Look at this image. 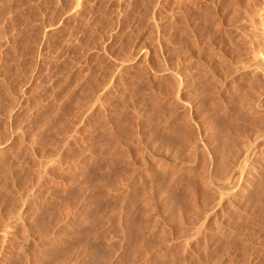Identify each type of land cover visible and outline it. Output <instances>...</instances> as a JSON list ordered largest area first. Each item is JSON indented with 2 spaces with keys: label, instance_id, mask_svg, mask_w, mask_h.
Returning <instances> with one entry per match:
<instances>
[{
  "label": "rangeland",
  "instance_id": "rangeland-1",
  "mask_svg": "<svg viewBox=\"0 0 264 264\" xmlns=\"http://www.w3.org/2000/svg\"><path fill=\"white\" fill-rule=\"evenodd\" d=\"M263 1L0 0V264H264Z\"/></svg>",
  "mask_w": 264,
  "mask_h": 264
},
{
  "label": "bare ground",
  "instance_id": "bare-ground-1",
  "mask_svg": "<svg viewBox=\"0 0 264 264\" xmlns=\"http://www.w3.org/2000/svg\"><path fill=\"white\" fill-rule=\"evenodd\" d=\"M263 2H264V1H263ZM254 4H255V3H254ZM252 7H253V6H252ZM255 7H257V6H255ZM243 8H244V7H243ZM257 9H258V10H257ZM257 9H256V11H255V12H257V14H258L257 16H259V17H257V18H259L258 20H260V22L262 21V23H261L262 25L259 23L260 26H261L262 28L260 27V28H258V29L263 30V31H261V30L259 31V32H261V33L263 34V32H264V5H263L262 7H260V8L258 7ZM253 10H254V9H253ZM251 11H252V10H251ZM255 14H256V13H255ZM253 15H254V14H253ZM253 15H252V16H253ZM248 18H249V17H248ZM250 18H251V17H250ZM257 18H256V19H257ZM253 24H255V23H253ZM255 29H256V28H255ZM258 29H257V30H258ZM257 32H258V31H257ZM257 34H258V33H257ZM262 34H261V36H262ZM251 35H252V34H251ZM258 35H259V34H258ZM258 35H257V36H258ZM259 36H260V35H259ZM227 38H228V37H227ZM260 39L262 40L263 38H260ZM257 41H258V40H257ZM263 42H264V41H263ZM261 44H262V43H261ZM263 44H264V43H263ZM227 45H228V44H227ZM261 46H262V45H261ZM263 46H264V45H263ZM253 49H254V48H253ZM263 49H264V48H262L261 51H263ZM252 51H253V50H252ZM255 51H256V50H255ZM246 52H247V51H246ZM198 53H199V52H198ZM230 53H231V52H230ZM247 54H248V53H247ZM252 54H253V55H252ZM252 54H251V55L254 56V57H252V59H251L250 61H251V63H252V60H253V58H254V60H253V61H254V62H253V65H254V66H253L250 62H249V63H250L249 66L252 65L253 68L256 69V71H257L258 69H260L259 71L262 72V70H264V67H263V66H264V52H260L259 50H257V52H252ZM244 55H245V54H244ZM251 55H250V56H251ZM239 57H240V56H239ZM212 60H213V59H212ZM237 60H238V59H237ZM215 62H216V61H215ZM247 62H248V61H247ZM217 63H218V62H217ZM240 63H241V62H240ZM235 64H236V63H235ZM243 64L245 65V63H243ZM207 65H208V64H207ZM249 66H248V67H249ZM240 67H241V66H240ZM245 67H247V64H246ZM215 68H216V67H215ZM218 68H219V67H218ZM242 68H243V67H242ZM253 68H251V72H252V73L254 72V71H252ZM244 69H245V68H244ZM244 69H243V70H244ZM261 69H262V70H261ZM234 72H235V71H234ZM249 73H250V72H249ZM204 74H205V73H204ZM204 74H203V75H204ZM207 75H208V74H207ZM194 76H195V75H194ZM209 76H210V75H209ZM233 77H234V76H233ZM236 82H237V81H236ZM251 83H252V82H251ZM230 86H231V85H230ZM217 87H218V86H217ZM220 87H221V86H220ZM257 88H258V87H257ZM260 89H262V88H260ZM262 90H263V89H262ZM176 91H177V90H176ZM182 92H183V91H182ZM186 94H187V93H186ZM173 95H174V94H173ZM188 95H189V94H188ZM178 96H179V95H178ZM182 99H183V98H182ZM182 99H181V100H182ZM189 100H190V99H189ZM251 100H252V99H251ZM254 100H255V99H254ZM256 101H257V100H256ZM209 102H210V101H209ZM259 102H261V101H259ZM190 103H191V102H190ZM250 104H251V103H250ZM254 104H255V103H254ZM197 105H198V104H197ZM259 105H261V104H257L256 106L259 107ZM249 106H251V105H249ZM252 106H253V104H252ZM256 106L251 107V109H249V107H248V110H251V112H252L254 115H255V113L258 112L257 109H256ZM263 106H264V105H263ZM258 107H257V108H258ZM184 108H185V107H184ZM260 108H261V107H260ZM260 108H259V109H260ZM203 109H204V108H203ZM186 110H187V109H186ZM184 111H185V110H184ZM8 112H9V111H8ZM248 112H249V111H248ZM254 112H255V113H254ZM194 113H195V112H194ZM249 113H250V112H249ZM197 114H198V112H197ZM253 114H252V116H253ZM257 114H258V113H257ZM200 115H201V114H200ZM250 115H251V113H250ZM187 116H188V115H187ZM197 117H198V115H197ZM249 117H250V116H249ZM254 117H257V116H254ZM247 118H248V117H247ZM251 118H253V117H251ZM255 119H256V118H255ZM256 120H257V119H256ZM263 120H264V119H263ZM201 121H202V120H201ZM248 121H249V120H248ZM257 123H258V122H257ZM260 124H261V123H260ZM260 124H259V126H260ZM263 124H264V123H263ZM252 126H253V125H252ZM262 127H263V126H262ZM262 127H260L261 130L259 129V131H258L257 134L255 135V137H253L254 139H258V140H259V138H264V129H262ZM251 130H252V129H251ZM253 130H254V128H253ZM257 130H258V129H257ZM243 134H244V133H243ZM245 136H246V134H245ZM245 136H244V137H245ZM235 137H236V136H235ZM189 138H190V137H189ZM201 140H202V139H201ZM245 140H246V139H245ZM262 140H263V139H262ZM213 142H215V141H213ZM192 143H193V142H192ZM246 143H247V142H246ZM246 143H245V146H247ZM255 143H257V142H255ZM262 143H263V142H262ZM241 144H242V143H241ZM192 145H193V144H192ZM200 145H201V144H200ZM219 145H220V144H219ZM259 145H261V144H259ZM221 146H223V145H221ZM245 146H244V147H245ZM253 146H254V145H253ZM190 147H191V146H190ZM256 147H257V146H256ZM218 148H220V146H219ZM214 150H215V149H214ZM251 150H252V149H251ZM218 151H219V150H218ZM218 151H217V152H218ZM243 151H244V150H243ZM212 152H213V151H212ZM250 154H251V153H250ZM251 155H252V154H251ZM215 156H216V155H215ZM245 156H246V155H245ZM249 156H250V155H249ZM199 157H200V156H199ZM238 159H239V158H238ZM241 159H242V158H241ZM203 161H204V160H203ZM216 161H217V160H216ZM242 161H243V160H242ZM242 161H240L241 164H243ZM216 164H217V163H216ZM238 165H239L238 168L240 169V170L237 169L238 171H240L239 179H241V180L244 179V181H246V178L244 177V174H243V168H242V166H241L240 164H238ZM207 166H208V165H207ZM240 166H241V168H240ZM202 168H203V167H202ZM200 169H201V168H200ZM246 169H247V168H246ZM252 169H253V168H252ZM201 171H202V170H201ZM206 171H207V170H206ZM223 172H224V171H223ZM192 173H193V172H192ZM205 173H206V172H205ZM235 173H236V172H235ZM245 173H246V172H245ZM251 173H252V172H251ZM203 174H204V173H203ZM206 174H207V173H206ZM253 174H254V173H253ZM233 175H234V174H233ZM198 176H199V175H198ZM236 176H237V175H236ZM201 177H202V175H201ZM199 178H200V177H199ZM204 178H205V177H204ZM204 178L202 177L203 180L201 179V181H203V183L205 182ZM233 178H235V177H233ZM236 178H237V177H236ZM236 178H235V179H236ZM206 179H207V177H206ZM217 179H218V178H217ZM228 179H229V178H228ZM210 180H211V178H210ZM226 180H227V178H226ZM223 181H224V180H223ZM231 181H232V180H231ZM231 181H230V182H231ZM235 181H236V180H235ZM226 182H229V181H226ZM241 182H242V181H241ZM203 183H202V185H203ZM207 183H208V182H207ZM199 184H201V183H198V182H197V187H198ZM215 184H216V183H215ZM231 184H232V183H231ZM208 185H209V184H208ZM219 185H220V183H219ZM222 185H223V184H222ZM222 185H221V186H222ZM200 186H201V185H200ZM204 186H205V185H204ZM225 186H226V185H225ZM238 186H239V185H238ZM240 186H241V185H240ZM249 186H250V185H249ZM197 187H196V188H197ZM201 187H202V186H201ZM208 187H210V186H208ZM228 187H229V186H228ZM198 188H199V187H198ZM198 188H197V189H198ZM219 188L222 189V188H224V187H219ZM194 189H195V188H194ZM200 189H201V188H200ZM206 189H207V188H206ZM198 190H199V189H198ZM191 191H192V190H191ZM204 191H205V188H204ZM215 191H216V190H215ZM193 192H194V191H193ZM201 193H202V191H201ZM203 193H204V192H203ZM218 193H219V192H218ZM224 193H225V194H228L229 192L227 191V192H224ZM232 194H233V193H232ZM232 194H231V195H232ZM247 194H248V193H247ZM191 195H192V194H191ZM203 195H204V194H203ZM243 195H244V194H243ZM213 197H214V196H213ZM217 197H218V196H217ZM224 197H225V196H224ZM230 197H231V196H230ZM241 198H242V197H241ZM221 199H222V197H220V200H221ZM234 200H235V199H234ZM215 201H216V200H215ZM221 201H222V200H221ZM235 201H236V200H235ZM242 201H243V200H242ZM212 202H214V201H212ZM225 202H226V201H225ZM232 202H233V201H232ZM217 203H218V202H217ZM229 203H230V202H229ZM211 204H212V203H211ZM230 204H231V203H230ZM230 204H229V205H230ZM235 204H236V203H235ZM235 204L233 203V205H235ZM214 206H215V204H214ZM214 206H213V207H214ZM211 208H212V207H211ZM211 208H210V209H211ZM228 209H229V208H228ZM206 210H207V209H206ZM215 210H216V209H215ZM226 210H227V208H226ZM218 211H219V210H218ZM15 212H16V211H15ZM211 212H212V211H211ZM211 212H210V213H211ZM215 212H216V211H215ZM210 213H209V214H210ZM214 214H215V213H214ZM226 214H227V213H226ZM9 215H10V214H9ZM227 215H228V214H227ZM210 216H211V215H210ZM199 217H200V216H199ZM221 217H222V216H221ZM188 218H189V217H188ZM202 218H203V217H202ZM229 218H230V216H229ZM9 219H10V218H9ZM15 219H16V218H15ZM15 219H14V220H15ZM220 221H221V218H220ZM15 222H16V221H15ZM20 222H21V221H20ZM219 223H220V222H219ZM221 223H222V222H221ZM197 224H198V223H197ZM217 225H218V224H217ZM219 225H220V224H219ZM198 227H199V226H198ZM218 227H221V226H218ZM218 227H217V228H218ZM204 228H205V227H204ZM209 229H210V228H209ZM199 230H200V229H199ZM218 230H219V229H218ZM214 231H215V229H214ZM191 232H192V230H191ZM207 233H209V232H207ZM195 234H196V233H195ZM213 234H215V233L213 232ZM186 235H187V234H186ZM209 235H210V234H209ZM215 235H216V234H215ZM1 236H2V235H1ZM204 236H205V235H204ZM213 236H214V235H213ZM213 236H212V237H213ZM206 237H207V236H206ZM217 237H218V235H217ZM217 237H216V238H217ZM195 238H196V237H195ZM208 239H209V238H208ZM210 239H211V238H210ZM212 239H213V238H212ZM212 239H211V240H212ZM217 239H220V238H217ZM0 240H1V239H0ZM211 240H210V241H211ZM212 241H213V240H212ZM224 245H225V244H224ZM219 247H220V246H219ZM205 248H206V247H205ZM157 252H158V251H157ZM145 258H146V257H145Z\"/></svg>",
  "mask_w": 264,
  "mask_h": 264
}]
</instances>
